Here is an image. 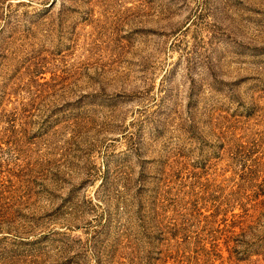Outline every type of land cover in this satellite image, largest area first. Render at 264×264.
Listing matches in <instances>:
<instances>
[{
    "label": "rangeland",
    "instance_id": "rangeland-1",
    "mask_svg": "<svg viewBox=\"0 0 264 264\" xmlns=\"http://www.w3.org/2000/svg\"><path fill=\"white\" fill-rule=\"evenodd\" d=\"M0 264H264V0H0Z\"/></svg>",
    "mask_w": 264,
    "mask_h": 264
}]
</instances>
